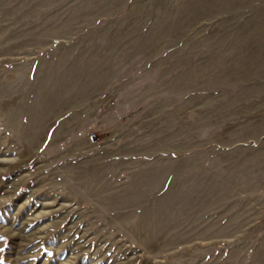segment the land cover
I'll list each match as a JSON object with an SVG mask.
<instances>
[{"label": "rangeland", "instance_id": "obj_1", "mask_svg": "<svg viewBox=\"0 0 264 264\" xmlns=\"http://www.w3.org/2000/svg\"><path fill=\"white\" fill-rule=\"evenodd\" d=\"M0 264H264V0H0Z\"/></svg>", "mask_w": 264, "mask_h": 264}, {"label": "built area", "instance_id": "obj_2", "mask_svg": "<svg viewBox=\"0 0 264 264\" xmlns=\"http://www.w3.org/2000/svg\"><path fill=\"white\" fill-rule=\"evenodd\" d=\"M94 138H95V137H93V140H94V142H96Z\"/></svg>", "mask_w": 264, "mask_h": 264}]
</instances>
